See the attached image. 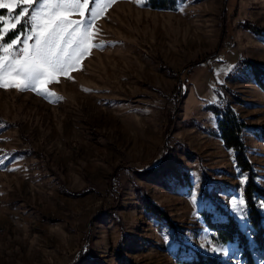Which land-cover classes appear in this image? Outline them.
Returning a JSON list of instances; mask_svg holds the SVG:
<instances>
[{
	"label": "rangeland",
	"instance_id": "374dc122",
	"mask_svg": "<svg viewBox=\"0 0 264 264\" xmlns=\"http://www.w3.org/2000/svg\"><path fill=\"white\" fill-rule=\"evenodd\" d=\"M89 6L100 14L74 69L54 76L44 95L0 87V264H180L193 250L236 264L214 251L222 245L210 240L199 212L221 218L212 200L248 240L240 218L246 175L204 108L240 104L242 60L264 49L246 25L264 27V0H185L174 10L144 0ZM38 7L33 0L22 17L27 27ZM256 132L242 140L262 189L264 140ZM154 167L149 175L133 171Z\"/></svg>",
	"mask_w": 264,
	"mask_h": 264
},
{
	"label": "snow or ice",
	"instance_id": "6c2138e0",
	"mask_svg": "<svg viewBox=\"0 0 264 264\" xmlns=\"http://www.w3.org/2000/svg\"><path fill=\"white\" fill-rule=\"evenodd\" d=\"M36 3L39 7L31 13L30 27L22 28L8 42L3 35L5 28L15 31L32 8L33 0H7V3L0 0V9L6 8L9 12L7 20L0 16L3 22L0 51L5 54L0 56V87L30 89L44 95L45 86L54 76L74 69L88 54L93 39L91 29L100 13L90 8L89 0H36ZM21 4L28 7H19ZM17 8L19 11L14 12ZM74 15L80 19H73ZM240 218L244 220L246 216ZM214 251L227 256L229 250L222 246Z\"/></svg>",
	"mask_w": 264,
	"mask_h": 264
},
{
	"label": "trees",
	"instance_id": "16d2710c",
	"mask_svg": "<svg viewBox=\"0 0 264 264\" xmlns=\"http://www.w3.org/2000/svg\"><path fill=\"white\" fill-rule=\"evenodd\" d=\"M185 0H144V5L151 9L159 10H174L178 3ZM17 10H14V12ZM8 14L7 9H0V16ZM1 27V23H0ZM27 23L25 19H22V23L18 25L15 31H6L3 35L9 42L13 39L22 28H26ZM246 28L253 34L260 36L261 41L264 43V27L254 26L247 24ZM1 54V51H0ZM242 63L244 67L249 70L252 80L255 85L264 92V65L255 63L249 59H243ZM180 88V87H178ZM236 101H238L236 99ZM206 111L211 112L216 116V125L214 135L222 142L224 148L230 150L233 153V160L238 170L246 175V181L242 188V197L244 206L246 209L247 223L252 229L250 244L245 235L240 230L237 222L218 204L210 201L206 192H203L204 199H209L213 205V209L217 215L221 218H213V214L207 211H200L199 216L204 222L206 228L211 232L209 238L211 241L220 245L235 244L237 249L240 250V258L244 264H254L252 253L260 252L264 253V217L260 216L258 206L264 205V190L260 189L254 179L255 174L251 169V164L245 156V146L242 140V133L246 128L245 123L240 117L229 107L225 105L221 110H217L215 107L209 105L204 108ZM255 136L264 140V132L259 131L255 133ZM158 167L143 168L140 170H133L135 173L141 175H149L156 172ZM145 209L154 213L158 218L162 219L166 225L174 230L172 223L168 220L166 214L154 205L149 204L145 206ZM188 247L183 246V249ZM190 258L179 260L180 264H222L218 258L212 255L200 254L196 251H191ZM115 256L117 259H122L118 251Z\"/></svg>",
	"mask_w": 264,
	"mask_h": 264
},
{
	"label": "crops",
	"instance_id": "0c3cea01",
	"mask_svg": "<svg viewBox=\"0 0 264 264\" xmlns=\"http://www.w3.org/2000/svg\"><path fill=\"white\" fill-rule=\"evenodd\" d=\"M261 43V42H260ZM262 57L260 58L259 55L256 56L253 60V62L258 63V64H263L264 65V49H262ZM244 77V78H243ZM237 91L239 92L240 96V104H236L235 108L232 109L238 117H240L243 121L246 123V128L244 132L242 133L245 135V132H251V131H262L264 132V92H262L253 82L251 74L248 69H246L245 76H241L240 78H237ZM240 109H243L245 111H252L251 116L249 117H243L240 116ZM252 116L254 117V121L252 120ZM251 118V119H247ZM256 140H260L263 142L262 139H258L255 137ZM264 189V188H262ZM259 209H263L262 213L260 215L264 217V205L260 204ZM245 210V216H246V209ZM247 227H249V224L247 223V218L245 219ZM204 223V222H203ZM252 232L251 227L249 228ZM248 242L251 244L252 239H251V234L250 238L248 239ZM222 246H227L228 248V255L226 257L232 256L233 261L236 262V264H244L243 261L240 258V250L237 249L235 244H224ZM206 255V254H204ZM255 256H252L254 259V264H264V253L261 254L260 252H254ZM229 259V258H228ZM228 263V262H226Z\"/></svg>",
	"mask_w": 264,
	"mask_h": 264
}]
</instances>
